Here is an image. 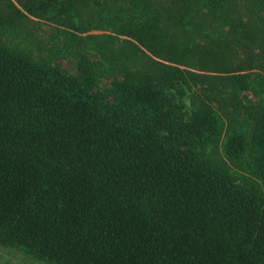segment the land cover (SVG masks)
<instances>
[{
	"label": "trees",
	"instance_id": "1",
	"mask_svg": "<svg viewBox=\"0 0 264 264\" xmlns=\"http://www.w3.org/2000/svg\"><path fill=\"white\" fill-rule=\"evenodd\" d=\"M198 1L25 3L138 44L72 33L52 49L76 50L72 75L0 42L1 244L52 264H264V0ZM12 20L0 18V38ZM93 47L99 60L81 53ZM114 72L121 80L94 90ZM192 81L209 100L186 115L171 91ZM244 89L258 102L242 105Z\"/></svg>",
	"mask_w": 264,
	"mask_h": 264
},
{
	"label": "rangeland",
	"instance_id": "2",
	"mask_svg": "<svg viewBox=\"0 0 264 264\" xmlns=\"http://www.w3.org/2000/svg\"><path fill=\"white\" fill-rule=\"evenodd\" d=\"M165 5H172L175 8H183L185 6L192 5H200L198 0H161ZM238 5L246 6L253 2L252 0H234ZM29 2V0H0V18L6 16H12L14 20L9 22V32L4 33L0 42L2 44H6L11 49L18 50L29 59L37 61L39 63H48L52 66L59 67L62 71L72 74L78 75L80 74V64L79 57L76 55V50L68 49L62 55H53L52 49H56L59 47H70L69 38L72 33H76L79 36L87 37L90 34H98V35H113L119 38V40L130 39L138 44L136 40L127 36L121 35L116 32L113 27H109L108 29H101L97 26H92L89 30H76L69 25L60 24L56 21L46 18L45 16H40L38 14L30 13L25 8V3ZM83 12L84 17H87L89 11L84 9ZM248 11L247 8L244 9ZM93 11V8H91ZM244 11V12H245ZM264 14V11L262 12ZM173 27L171 29L174 30ZM68 31L67 33H62ZM184 41L183 38L179 40V43ZM118 46V45H117ZM145 50V49H144ZM146 51V50H145ZM147 52V51H146ZM81 53L85 54L91 60H99L100 54L97 53L96 48L93 47V50L90 52L82 51ZM148 53V52H147ZM153 56V55H152ZM157 60L159 59L153 56ZM194 61V60H193ZM168 63V62H166ZM194 63V62H192ZM196 63V62H195ZM196 65V64H194ZM189 65V66H181V68L189 69L193 72L202 73V71L197 68V66ZM244 73L254 72V70H246L242 71ZM241 72V73H242ZM113 74V75H112ZM109 75H104L100 78V82L97 87L94 88L98 90L109 89L112 88L115 83L121 80L122 75L119 73H112ZM205 87L206 84L202 82H190V87H186L184 85H177L171 91V101L173 105L180 110L181 113L188 115L194 106L192 104V99H206L205 95ZM235 98V95L232 94ZM238 101L244 105L249 106L251 104L257 103L259 97L250 89L239 90L236 95ZM216 109H218L219 113L223 115V111L220 109V103H213ZM229 106L230 112L233 110L231 104L227 102ZM244 113L243 110L240 111L239 116ZM224 156L223 154L220 155ZM224 158H226L224 156ZM227 159V158H226ZM229 166L234 169V171L240 173H246L236 162L227 159ZM0 264H52L49 263L36 255L23 250L18 247L13 246H5L0 243Z\"/></svg>",
	"mask_w": 264,
	"mask_h": 264
}]
</instances>
